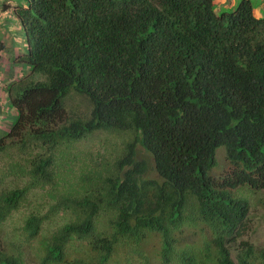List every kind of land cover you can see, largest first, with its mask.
Masks as SVG:
<instances>
[{"label":"trees","instance_id":"16d2710c","mask_svg":"<svg viewBox=\"0 0 264 264\" xmlns=\"http://www.w3.org/2000/svg\"><path fill=\"white\" fill-rule=\"evenodd\" d=\"M257 6L18 0L12 62L27 75L6 87L16 116L0 138V224L32 192L47 198L22 224L41 237L38 264H264V246L243 240L251 209L264 210ZM72 93L85 109H65ZM13 252L0 264H26Z\"/></svg>","mask_w":264,"mask_h":264},{"label":"rangeland","instance_id":"374dc122","mask_svg":"<svg viewBox=\"0 0 264 264\" xmlns=\"http://www.w3.org/2000/svg\"><path fill=\"white\" fill-rule=\"evenodd\" d=\"M240 0H235L232 7H227L225 10H232ZM258 2L259 0H251ZM18 0H0V138L4 135L2 130L7 131L10 128V121L13 119V113L9 106L6 87L9 83L22 79L27 75L26 69L23 66L14 64L15 59L19 54L23 53L22 46L23 38L19 35V25L14 16ZM264 13V8L261 9ZM65 109L83 110L86 107V102L76 94L65 97L63 100ZM222 151V148L217 150ZM141 155H139L140 157ZM143 160V159H142ZM10 161V155L0 156V167ZM152 162L148 163L150 177H154ZM152 172V173H151ZM32 192L28 198L27 206H22L19 210L14 211L12 215L0 224V250L7 251L13 254L18 248L23 251V257L26 264H38V244L39 238L28 241L25 239L22 232L23 218L27 213L36 211L40 214L47 213L45 196L40 193ZM52 216L51 214L48 215ZM61 222L59 217H53L50 220V226L55 227ZM46 234L45 228L40 235ZM243 240H246L256 247L264 246V210L259 207L251 209L248 230L245 233ZM157 244V240L151 241L146 249L152 250L153 245ZM158 246V244H157ZM156 247V246H155Z\"/></svg>","mask_w":264,"mask_h":264},{"label":"crops","instance_id":"0c3cea01","mask_svg":"<svg viewBox=\"0 0 264 264\" xmlns=\"http://www.w3.org/2000/svg\"><path fill=\"white\" fill-rule=\"evenodd\" d=\"M235 0H215V3L217 5V9H226L227 7H232L233 6V2ZM258 6L256 7V10L260 13V14H264L261 12V9L264 8V0H259L258 2ZM235 6V5H234ZM13 116L15 117V111L13 109H11ZM13 119L10 121V124L12 123ZM6 131L2 130V134H4Z\"/></svg>","mask_w":264,"mask_h":264},{"label":"clouds","instance_id":"9594fccd","mask_svg":"<svg viewBox=\"0 0 264 264\" xmlns=\"http://www.w3.org/2000/svg\"><path fill=\"white\" fill-rule=\"evenodd\" d=\"M9 106H10V105H9ZM10 108H11V107H10ZM11 109H12V108H11ZM12 122H13V121H12ZM10 126H11V125H10ZM9 129H10V128H9ZM9 129H8V130H9ZM8 130H7V131H8ZM7 131H6V132H7ZM6 132H5V133H6ZM5 133H4V134H5ZM3 136H4V135H3ZM3 136H2V137H3Z\"/></svg>","mask_w":264,"mask_h":264}]
</instances>
